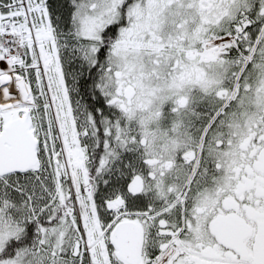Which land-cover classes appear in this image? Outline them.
Returning a JSON list of instances; mask_svg holds the SVG:
<instances>
[{"label": "snow or ice", "instance_id": "6c2138e0", "mask_svg": "<svg viewBox=\"0 0 264 264\" xmlns=\"http://www.w3.org/2000/svg\"><path fill=\"white\" fill-rule=\"evenodd\" d=\"M0 264H264V0H0Z\"/></svg>", "mask_w": 264, "mask_h": 264}, {"label": "bare ground", "instance_id": "6f19581e", "mask_svg": "<svg viewBox=\"0 0 264 264\" xmlns=\"http://www.w3.org/2000/svg\"><path fill=\"white\" fill-rule=\"evenodd\" d=\"M0 66H2V65H0Z\"/></svg>", "mask_w": 264, "mask_h": 264}]
</instances>
